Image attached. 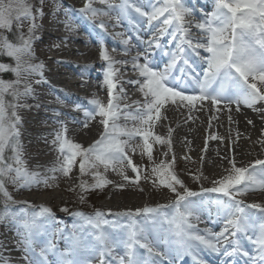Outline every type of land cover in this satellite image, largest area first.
<instances>
[{
  "label": "snow or ice",
  "instance_id": "obj_1",
  "mask_svg": "<svg viewBox=\"0 0 264 264\" xmlns=\"http://www.w3.org/2000/svg\"><path fill=\"white\" fill-rule=\"evenodd\" d=\"M40 2L42 4L43 0ZM95 2L97 0H86L79 10L81 14L90 19L110 16L109 11L94 8L92 5ZM98 2L106 4L112 11L119 8L121 15L128 14L130 11L135 12L145 19L147 26L153 29V32L150 39L141 40L143 47L131 60L132 70L137 78L121 81L118 93L115 90L119 79L117 72L120 70L114 69V65L119 63L126 66L129 62L114 60L101 42L99 56L105 62L107 69L104 72L102 85L106 88L107 104L93 99L89 102L92 105L91 109L76 105V110L84 113V127H87L96 116L100 117L99 122L104 126L100 138L90 146L84 147L66 138V127H62L56 133L53 143L58 146L61 160L59 167L51 171H60L64 176H68L79 158L81 176L91 174L95 181L87 184L82 180L80 187L83 191L102 189L111 183L98 171L100 166H103L105 171L109 168L117 171L126 182L139 183L141 169L128 157L125 146L132 138L143 137L144 149L151 160L150 139L161 145H170V139L159 135L154 136L150 130L155 121L160 119L161 109L168 102L177 107H188L189 111L197 101L201 103L209 101L213 107L221 103H235L237 110L241 103L253 107L258 102H264V87L257 86V82L264 85V0H214V10L211 13H204L200 20L188 19L193 16V12L185 5L184 0H154L150 3L149 11L137 3V0H122L119 5H113L111 0H98ZM37 15L43 16L42 9H36L34 14L32 6L26 0H0V29L11 31L13 22L19 29L23 27V20L29 21L27 36L21 32L18 36L19 43H12L7 37H0V54H5L16 62L14 68L0 64V71L11 70L17 77L12 82L0 80V195L6 199V202L12 200L5 186L6 180L22 188H30L33 184L41 182L45 185L49 183L47 178L41 180L39 174L29 172L24 167L22 145L19 142L18 126L21 118L17 109L28 107L27 104L19 103V101L33 92L31 83L27 82L28 78L38 76L40 79L35 83L47 82L43 76V64L29 62L34 58L32 42L36 38L34 33L38 27L35 23ZM119 22V16H117L116 23L119 24ZM99 27L106 30L107 25L101 22ZM192 28L198 30L200 39H193ZM118 35L122 36V34ZM165 36H169L172 42H178L175 44V52L165 53L170 59L161 70L153 65L152 55L154 49H162L161 41ZM122 44L125 46L123 54L128 55L130 41L122 39ZM189 50L195 53L205 65L202 76L197 74L194 78L198 88V92L194 89V94H187L184 89L177 88L172 83L175 80L172 72L180 61L191 67L188 60L184 58ZM200 50L208 55H200ZM120 74L122 76L124 72L121 71ZM22 80L24 81L23 91L19 88ZM124 84L136 86L144 97L142 104L140 101L136 102L134 111H127L130 106L124 105L123 118L126 122L132 121V126H128L127 123L124 125L118 123L122 114L120 102L124 99ZM229 89L231 92L228 91ZM6 95H10L13 98L12 101H7ZM171 131L169 129V133ZM210 139L215 140L218 137L211 136ZM6 149L11 150L10 157L5 155ZM229 163L231 168L228 174L213 181L214 187L204 189V191L219 193L222 197L229 198L225 204H220L219 198L217 199V214L220 208L225 209L224 227L218 234L211 231L201 233L196 228L192 221L193 219L199 221V211L202 209L193 208L189 197L198 194L187 189L183 181L171 170L172 165L162 163L152 168V173L159 176L160 185L176 196L173 207L176 208L177 214L171 219L166 218L169 225L168 242L171 243V237H175L177 245L192 256L194 264H203L196 253L197 248L203 246L216 252L219 251L217 244L222 239L236 237L239 234L249 239L257 253L256 257H250L246 264H264V223L259 225L257 231L250 223L245 211L246 208H257L264 212V207L259 204L244 205L243 201L235 198L250 189L264 191V160L258 159L254 164L244 167H237L234 159ZM126 167L137 173L135 180H130L125 174ZM258 174L261 177L259 179ZM52 179L55 177L53 176ZM194 179L198 180L200 177H194ZM241 185H243L242 188L239 187ZM62 210L67 211V209ZM159 210V208L146 207L143 210L138 209L135 213L118 215H126L130 218L135 216L151 218L150 214L159 213ZM7 215L13 216L18 225V235H23L24 259L28 264H47V254L55 246L48 242L40 248L39 258H37L33 244L35 237L42 232L44 221L41 217L46 219L50 215V209L41 206L30 216L24 210H20L19 214H11L6 203L4 212L0 214V221ZM75 215L81 216L91 228L95 229L92 234L94 243L87 244L82 236L74 234L71 246L60 254L61 264H164L167 258L166 253L159 249L157 241L149 239L145 229L139 227L134 219L128 225H118L115 221L103 219L105 214L102 212H96L94 217H86L82 213ZM105 225L113 229H121L122 235L110 236L105 231ZM20 229L23 231L21 232ZM250 232L253 235H249ZM121 246L124 249L123 254L116 251ZM140 249L144 250L143 255ZM86 253L90 256L82 260L69 259L70 256ZM225 254L248 256V253L240 248L238 241L233 251H226Z\"/></svg>",
  "mask_w": 264,
  "mask_h": 264
},
{
  "label": "bare ground",
  "instance_id": "obj_2",
  "mask_svg": "<svg viewBox=\"0 0 264 264\" xmlns=\"http://www.w3.org/2000/svg\"><path fill=\"white\" fill-rule=\"evenodd\" d=\"M113 1L116 2L117 0ZM137 3L144 6L146 11L150 10L149 3L143 4L142 2H140V0H137ZM187 5L190 6L188 8H190L193 12V16L188 18L190 20H200L202 19V15H204L205 12L211 13L214 10L213 3L211 2L202 4L201 9L204 12L193 9L195 5ZM96 9L100 11H109L110 16H114L115 20L110 21L108 19H102V22L107 25V28L110 29L112 33H114V35L120 37L121 39H127L133 43L128 46L129 54L125 55V58L119 57L117 54V51L123 52V49L125 47L124 45L120 46L116 43H113V41H110L109 43L111 45V48L115 49L113 53H109L114 58V60L129 61V64L126 66L120 65L117 68L115 66L116 64L114 65V69L120 70L117 72V76L119 77V79L117 80V89L115 90L118 93L121 81L137 78V75H132L135 72L132 70L131 65L132 58L136 55L137 51L143 47L141 41L136 39L137 36L141 37L142 40L147 41L151 38L150 36H152L153 29H150L148 26L143 27V23H146L145 19L140 17L135 12L130 11L128 13L130 15L131 22H133L134 24H130L124 16L119 17L120 22L119 24H117L115 16L117 15V9L115 11H112L105 7H99ZM79 10L80 9H73L71 6L63 4L55 11V13L57 14L56 16H58L55 20V26L60 28V30H62V33H64L61 35L63 37L58 38L59 41H61L60 46L54 47V56H50L49 58L47 56H45L44 58L34 57V59L29 61L30 63L36 64L42 63L44 80L49 79V83L53 82L58 86H61V89L53 91L51 86H49V83L47 82L35 83V81L40 79V77H29L27 82L31 83L32 88L42 87L47 89L48 91L39 92L33 89V92L30 96L19 101V103L27 104L28 107L17 109L18 115L21 118L20 125L22 127L25 125H29V130L37 131L36 135L31 134V132L27 129L24 131V148L28 150L35 149V152H38L37 154H34L32 155V157H30V166H27L25 168L29 172H31L30 170L34 168V173H37L39 175L42 174V177H40L41 180L45 179V173L50 174L51 179L54 176L55 179H52L51 184L48 186L50 189H63V183H61L63 174L60 171H51L53 168L59 167L61 158H53L41 162V158H43L46 153L58 148V146L56 147L52 142V139H55L56 133L60 131L62 127H66V138L72 140L75 143L84 145L91 138H100L104 130V126L99 122V116H96L94 119H92L88 123L87 127H84V113L82 111L76 110V105H80L85 109H91L92 105L89 103V101L93 99H98L102 103L107 104L108 98L106 95V88L102 87L104 72L107 69L105 62L100 59L99 50L101 42H108L109 37L101 33L102 29L100 27L96 28L94 26L101 23L97 22V19H93L95 23L93 22L92 24L94 25L89 23L90 25L88 26V24L80 17L77 18L75 14L80 15L81 12ZM63 17H65L66 19H62ZM74 23H76L77 26L73 25ZM142 28H144L145 30L142 31ZM123 30L125 32H123ZM79 31L87 32L91 37V40L81 41V39L77 35ZM103 31L104 30H102V32ZM118 34H122V36ZM191 34L194 40L200 39L197 29L192 28ZM168 37L169 36H165L161 41L162 47L164 46V50L154 49L152 55L153 65L161 70L164 69L163 65H165V63L167 64L170 59L168 55L163 54L169 51H174L175 48V42L171 41L170 44L167 43L166 40ZM48 43V45H52L53 40L51 39ZM77 45L80 47H76ZM186 54L195 56V53H193L191 50L187 51ZM200 55L207 56L208 54L203 52V50H200ZM2 58L6 59L3 55L2 57L0 56L1 60ZM70 58H79L85 60L86 62H88V66L81 69L75 61L69 60ZM187 59L188 63L195 69L190 80L195 83L194 78L197 74H200L202 76L205 65L200 59L196 60L195 57V61H193L189 57H187ZM51 63H55L56 66L46 67ZM95 64L101 65L102 70L99 74L93 76V73L91 72L92 68L90 67ZM179 64L180 62L177 65ZM121 71L124 72L122 76L120 74ZM78 72L84 79H86V82L84 84H76L72 86L69 82L68 76L73 75L80 77L78 75ZM90 78L94 80L91 82ZM187 82L190 83L189 81ZM23 83L24 81L22 80L19 86L21 91H23ZM172 83L177 88L184 89L187 94H194V89L196 90V92H198V88L196 85L195 87H181L179 82L172 81ZM257 86L264 87V85H261L259 82H257ZM123 87L124 99H122L120 102L122 114L118 123H120L121 125L127 123L128 126H132V121L126 122L123 118V112L125 110L124 105L130 106L127 111H134L136 108V102L140 101L142 104L144 97L134 85L124 84ZM71 90H78L86 97H84L83 95H75L71 92ZM41 124L43 125L42 127H39V129H35ZM169 129L172 130L171 133H169ZM150 130L152 131L154 136L159 135L165 139H170V145H162L165 149V153H167V155L163 153L164 157L171 156L177 160L190 159V161L198 159L202 164L213 161L219 168L218 171H216L218 173V175L216 176L217 178L226 176L224 171L230 170L231 164L229 163V161L232 159L235 160L237 167L250 166L254 164V161L258 159L264 160V102H258L253 107H248L241 103L239 105V110H237V105L235 103H221L216 107H213L209 101H204L202 103L197 101L195 102V106L191 111H189L188 107H177L175 104L168 102L161 109L160 119L155 121ZM211 136H216L218 137V139L212 140L210 139ZM136 139L142 140L143 137L137 136L128 141V144L125 146L126 152L132 150V141ZM133 164L137 165L136 163ZM137 166L141 169L139 173L141 178L144 176L146 178L150 177L143 171L139 164ZM258 167L259 166H257V168ZM126 169H128L129 173L131 172V176H134L136 178L137 173L132 172L131 168L129 167H126ZM125 174L128 176L127 173ZM103 177L111 181V183H108L107 185L109 187L111 186L112 189V191H110L109 193V197L106 199L107 203L102 205L101 212L105 215H108L117 209H121L122 214L128 212L135 213L139 208V210H143L145 202L141 201L151 197L150 195H144L141 193L137 195V197L141 199L139 201L132 197V199H128V196L130 194L126 193L125 196L121 197V199L115 200L114 194L116 192L120 193L121 190H123V187H118V185L131 184L133 188H137V184L124 181L123 178L118 174V172L113 171L111 168L105 171ZM128 177L130 180H135L130 176ZM66 178L67 181L64 183L70 185L71 187H75L76 183L81 180V175L80 173L77 174L76 172V175L66 176ZM259 178L261 177L258 174V179ZM42 185L43 183L41 182L39 184H33L31 187L36 191L46 190ZM240 187L242 188L243 185H241ZM25 191L28 192L29 188H26ZM18 192L19 194L23 193L21 192V190ZM246 193L247 192H245L243 195L245 196ZM58 198L59 197L55 195V199ZM218 198L223 202H228L229 200L225 197L215 196L206 192L189 198V200L192 201L193 208H196L198 210L202 209L199 211V221L193 219L192 222L194 224L200 225L210 224L213 226L212 232L217 234L223 230L222 226H224L225 223V209L220 208V212L219 214H217L218 206L217 204H214V202ZM33 200L34 199H29L24 202L26 203V205H30L32 203L31 201ZM153 201L156 202L154 196H152L150 202L154 203ZM254 201H256V203L254 202V204H264V191H261V196H255ZM243 203L244 205L253 204L249 201H243ZM173 204L174 203L171 202L167 203L166 210L171 211V209L174 208ZM209 208L211 209L210 211ZM245 211L248 215L250 223L253 224L258 231L259 225L261 223H264V212H261L257 208H246ZM214 215L217 216V220ZM137 217L138 216H135L134 218L136 219ZM125 218L130 219V217L128 216H126ZM126 222L127 224H130L132 221ZM136 224L141 227L138 222H136ZM167 229L168 227L165 226V221L162 218H158L155 220V223L151 224V226L148 227L147 233L149 239L157 241L159 249L162 252L166 253L167 258L165 259L164 264H194L192 256L177 245V243L175 242V237H171V243L168 242L169 234L167 232ZM52 230L53 228L50 227V233H46L45 235L43 233L35 237V242L33 244V247L35 248V255H37V258H39L38 253L40 251V248L45 246L48 242H51L55 247L47 254V264H61L60 254L71 246L73 237H65L64 235H62V233H51ZM13 232L14 229L10 226H6L2 230H0V264H5V262H7V264H28L27 260L24 259V245L22 243L23 238H21L23 235L17 234L12 237ZM106 233L113 237L119 234L116 232L113 233V231H108ZM249 235H253V233L250 232ZM44 238L49 241H43ZM83 239L87 244L94 243V239L91 240V238L87 236H83ZM237 241L239 242L240 248L248 253L247 257L240 254H225L226 251H233L234 245ZM217 247L219 248V251L216 252L210 251L203 246L196 249V253L199 256L200 260L203 261V264H246L250 257L254 258L257 255L255 247L243 234H239L238 236L233 237V239H231L230 242L226 245L217 244ZM116 251L120 254H123L124 249L121 246L117 248ZM139 251L142 255L144 254L143 249H140ZM89 256L90 254L88 253L83 255L78 254L74 257L70 256L69 259L82 260Z\"/></svg>",
  "mask_w": 264,
  "mask_h": 264
},
{
  "label": "rangeland",
  "instance_id": "obj_3",
  "mask_svg": "<svg viewBox=\"0 0 264 264\" xmlns=\"http://www.w3.org/2000/svg\"><path fill=\"white\" fill-rule=\"evenodd\" d=\"M27 3H29L32 6L33 13L36 14V9H42L43 16L37 15V18L35 20L36 25L38 26L35 33L34 38L32 42V50L34 53V57L38 58H44L47 56L48 58L50 56L55 55V48L59 47L61 44V41H59L57 35L64 34L62 33V30L58 28L56 25V16L57 14L55 11L60 8L63 4H67L71 6L73 9H81L86 0H43V3L41 4L40 0H26ZM120 3V0L116 1L115 5ZM94 8L99 7H105L108 8L106 4H100L97 0V2L93 3L92 5ZM117 14H120L119 8H117ZM77 18H82V14L77 15L75 14ZM103 17V16H99ZM88 18V17H87ZM62 19H66L63 17ZM23 27L17 28L16 23L13 22V26L11 31L0 29V37H7V39L12 43H19L18 36L21 32L24 33L25 36H27L28 33V27H29V21L23 20L22 21ZM144 24V23H143ZM73 25L77 26L76 23ZM89 26V25H88ZM99 27V26H97ZM107 28V27H106ZM78 35H81L78 33ZM81 37L86 38L85 35H81ZM53 40L52 45H48L50 40ZM167 43H171V39L169 37L168 40H166ZM104 44V43H103ZM133 44V43H132ZM106 46V45H104ZM80 47V46H76ZM107 48V47H106ZM176 50V47H175ZM6 58L2 60L0 59V64L7 65L9 68H14L16 66V62L13 58L8 57L5 54H0ZM165 55V54H163ZM34 59V58H33ZM69 60L75 61V59L70 58ZM129 64V63H128ZM119 63H116V66H119ZM49 66H56L55 63L47 65ZM136 76V73L132 74ZM17 77L11 70L6 71H0V80L6 81V82H12L15 81ZM46 81H49V79H45ZM36 91L44 92L48 91L45 88H33ZM50 91V90H49ZM5 99L7 101H12V97L10 95H6ZM43 125H39L35 129H39V127H42ZM19 142L22 145V152H23V160H24V167H29L30 163V157L32 155L37 154L38 152H35V149H25V137H24V131L27 129H30L29 125L21 126L19 125ZM31 134L36 135L37 131L29 130ZM99 137L91 138L89 141H87L84 145V147L90 146L92 143H94ZM53 141L55 139H52ZM52 141V142H53ZM152 144V154H151V160L149 159V156L147 152L144 149L143 139L139 140L136 139L132 141V150L129 152H126L128 157L133 161V163L139 164L140 167L143 169V171L148 174L150 177H140L139 183H137V188H133L131 184H122L123 190H121L120 193L114 194V199H121L122 196H125V194L129 193L128 199H137L141 200L137 197L139 194L144 195H150V198H146L142 200L141 202H145L144 208H159V213H153L150 214L151 218L141 216L137 217L135 219L136 222H138L141 226V228L145 229V232L148 233V227L151 226V224L154 223V221L158 218H162L165 221V226L169 228V225L167 223V219H171L176 216L177 210L174 207L171 209V211H167V203L171 202L174 203L176 200V196L174 193H172L169 189L163 187L159 183V176L152 173V168L156 167L158 165L164 164H171L172 169L175 174L178 176L180 180L183 181V184L187 187V189L191 190L194 193L202 194L203 192H206L208 194H213L215 196H221L219 193L215 192H208L204 191V189H210L214 187L213 181L218 180L220 178H217L216 176L218 173V167L217 164L213 161L207 162L205 164H202L198 159L191 160L190 159H174L171 156L164 157L165 149L162 145L157 144L153 140L149 141ZM57 147V145L55 144ZM52 151V152H51ZM50 152L46 153L43 158H41V162L53 159V158H61L60 153L57 149H53ZM30 152V153H29ZM6 156H11V150L6 149L5 152ZM29 155V156H28ZM79 158H77L76 164L74 165L71 173L68 175H76L80 173L79 172ZM255 162V161H254ZM34 169V168H33ZM33 169L30 170L33 172ZM35 170V169H34ZM92 171V170H90ZM98 171L103 176L105 173V170L103 166H100ZM225 175L228 174V170L224 171ZM125 173L128 174L131 178L135 179L134 176H131V172L129 173L128 169L125 168ZM57 175V173H56ZM81 175V174H80ZM152 175V176H151ZM142 176V175H141ZM39 177H42V174L39 175ZM194 177H200V179H194ZM45 178L49 180L48 185H45L43 183L42 186L46 190L43 191H36L34 188L30 187L29 191H25L26 188L19 187L18 184H13L12 182L6 180L5 186L10 193L12 200L7 201L6 199L0 195V214L4 212L5 204L7 203V208L9 210V213L11 214H19L20 210H24L29 216L33 211L38 210L41 206L46 207L50 209V215L45 219L44 217H41V220L44 221L42 232L44 233H50L49 228H53L51 233H62V235L73 237L74 234L82 236H87L91 238V240L94 239L93 232L95 229L91 228L90 225H88L85 220L82 219L81 216L75 215L76 213H82L84 216H95L96 212L102 211V205L106 204V199L109 197L110 191H112L111 186L109 187L106 185L102 189H95V190H89V191H83L80 187L81 181L87 182V184L94 183L93 176L91 174H86L81 176V180L76 183L75 187H71L70 185L64 183L67 181L66 176L63 175L61 179V183H63L62 188L65 189H55V188H49L48 186L51 184L52 179L50 178V174L45 173ZM178 187V186H177ZM240 187V186H239ZM72 188V189H71ZM23 192L22 194H19L18 191ZM68 191V192H66ZM55 195L58 196V199H55ZM116 196V197H115ZM152 196L155 197L154 203H151ZM197 196V195H195ZM193 196V197H195ZM261 196V190L255 189L247 191L246 195H237L235 198L237 200L241 201H249L254 204L256 201H254V197ZM132 197V198H131ZM192 198V197H189ZM34 199L31 201L32 203L30 205H26L24 201ZM229 199V198H228ZM167 202V203H166ZM25 203V204H24ZM220 203V204H225ZM165 206V207H161ZM262 207H264V204H261ZM62 209H67V211H63ZM140 209V208H139ZM122 214L121 209H117L114 212L104 215L103 219H106L110 222L115 221L118 225H128L126 221H132L130 219L125 218L124 215H118ZM167 218V219H166ZM142 219V220H141ZM10 226L13 227L14 232L12 234V237L17 235L18 233V225L16 221L13 219L12 215H7L4 217L2 221H0V230H2L4 227ZM106 232H116L119 234H122L121 229H113L112 227L105 225L104 226ZM22 232L23 230L20 229ZM46 237V236H45ZM23 238V236L21 237ZM17 240V239H15ZM43 241H48L45 238Z\"/></svg>",
  "mask_w": 264,
  "mask_h": 264
},
{
  "label": "trees",
  "instance_id": "obj_4",
  "mask_svg": "<svg viewBox=\"0 0 264 264\" xmlns=\"http://www.w3.org/2000/svg\"><path fill=\"white\" fill-rule=\"evenodd\" d=\"M1 210V209H0Z\"/></svg>",
  "mask_w": 264,
  "mask_h": 264
}]
</instances>
